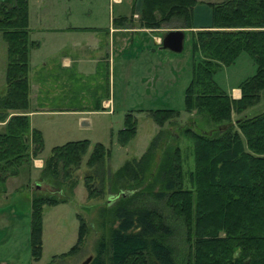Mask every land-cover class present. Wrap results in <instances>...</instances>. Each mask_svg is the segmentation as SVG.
I'll list each match as a JSON object with an SVG mask.
<instances>
[{
  "label": "trees",
  "instance_id": "trees-1",
  "mask_svg": "<svg viewBox=\"0 0 264 264\" xmlns=\"http://www.w3.org/2000/svg\"><path fill=\"white\" fill-rule=\"evenodd\" d=\"M196 2L142 0L139 19L144 27L157 28L173 17L181 21L179 27L190 28ZM27 3L28 0H0V35L5 42L0 120L7 118L0 130V186L7 177L28 168L42 149L39 131L30 128L24 114L28 108V51L35 45L29 38ZM206 4L210 8V26L191 35L190 55L194 62L183 103L187 113L205 116L212 127L196 132L190 119L182 130L191 143L189 186L181 187L179 149L163 146L164 123L177 121L178 112L171 108L149 110L159 130L138 159L124 161L113 172L111 181L108 176L106 179L111 191L118 183L135 182L138 173L148 171L159 150L155 170L163 182L161 190L153 194L163 198L182 221L185 257L176 261L168 241L172 230L160 214L146 206L130 205L120 192L112 196L106 210L102 209L109 214L107 236L100 238L88 264H264V108L258 113L249 112L264 94V0ZM240 52L248 54L255 69L239 83V97L233 99L212 76L221 66L231 64ZM8 111L14 114L8 116ZM232 114H236L234 119ZM135 124L131 112H126L116 133L118 144L125 145L134 136ZM88 145L87 140L67 141L51 147L43 158L37 180L47 188L57 189V193L37 190L31 196L29 246L34 260L40 256L42 206L72 200ZM108 156L106 147L94 143L84 167L95 170ZM93 178L91 173H82L87 198L99 194L93 187ZM76 216V240L60 256L78 250L89 229L83 217Z\"/></svg>",
  "mask_w": 264,
  "mask_h": 264
},
{
  "label": "rangeland",
  "instance_id": "rangeland-1",
  "mask_svg": "<svg viewBox=\"0 0 264 264\" xmlns=\"http://www.w3.org/2000/svg\"><path fill=\"white\" fill-rule=\"evenodd\" d=\"M41 2L42 0H28L29 32L30 28L33 29L32 33L35 32L34 27L40 25V19L45 17V12L48 11V8H44V12L42 11L46 3L42 5ZM75 3L74 6H69L74 10V13L76 12L75 9H78L77 16L67 15L66 19H76L75 23L84 27L104 23L109 17L111 18V14L112 17H115V11L118 10V6L109 3L108 0H80V2L78 0ZM120 10L122 12L119 13L128 14L130 11L129 3H125ZM138 21L141 23L139 14ZM136 24L137 18L134 19V25ZM176 25L180 26L181 21L172 17L155 29L163 31ZM141 26L144 27L142 24ZM194 32L188 31L183 36L182 47L179 52L160 48L158 45H149L156 52H159V57L162 54L160 60L163 64L157 71L158 81L152 83V70L148 72V75L144 74V77H149L148 85L139 83L140 76L143 74L129 75L128 73L132 72L125 71L124 61L118 64L119 61H115V57H113L109 63V96L112 98V107H110L108 100L104 109L106 111L111 109V113L102 110L92 112L86 111L87 109H79L80 111L35 112L30 116V123L41 135L42 149L39 156L42 159L49 154L51 147L67 141L87 140L89 145L82 158V166L77 172V184L72 190V200L51 206H42L40 256L38 259L34 260L30 256L29 201L26 197L18 196L15 193H10L6 199L0 200V264H79L87 256L93 257L100 238L107 236L110 224L109 214L104 210L108 205H111L112 196H119L120 192L124 198L130 200V205L146 206L160 214L172 230L168 241L173 248L176 261L179 262L185 257L187 245L184 239L185 228L182 221L171 212L163 198H156L153 194V192L161 190L163 182L155 170L159 159V150H156L148 171H144L143 174L138 173L135 176V182L128 180V182L118 183L116 188L111 191L107 186V180L112 179L113 172L124 161L138 159L150 139L159 130L157 124L150 118L149 110L171 108L178 112L177 121L175 124L164 123L163 129L166 135L163 139V146L167 144L172 148L176 146L179 149L181 187L187 188L189 186L187 173L192 169L191 143L183 136L182 130L188 127L190 119L194 121L190 125L196 132L205 131L212 127V123L207 121L205 116H197L193 113L194 111L187 113L184 110V89L191 78L194 62L190 55V38ZM33 37L39 41L41 35L36 33L33 34ZM32 41L35 45L29 49L28 53L30 52V62L34 65L39 62L42 57L41 52L45 48L43 49L40 43V48L36 49L38 43L35 40ZM45 46L48 47V40ZM128 53H130V48L126 47L119 54L126 57ZM4 65L5 42L0 35V82L2 84H4ZM110 68L113 70V74L110 73ZM254 69L255 66L248 54L240 52L231 64L221 66L212 78L221 90L229 92L231 87H238L242 80L251 76ZM143 71L145 70L143 69ZM44 79L48 83V75ZM263 108L264 94L261 95L260 102L254 105L249 112L258 113ZM126 112H131L135 118V134L125 145H120L116 141V133L122 127ZM81 117L85 118L88 123L82 124ZM235 117L236 114H232L231 118L234 119ZM97 142L109 150V156L102 163V166L89 171L84 167V162L91 146ZM37 172L34 170V175H37ZM83 172L91 173L94 176L92 184L99 190V194L93 198L86 197L82 182ZM132 175L130 174L128 178L131 179ZM39 191L57 193V189L47 188L44 185ZM77 214H80L88 223L89 229L78 250L60 256L62 253H66L76 240Z\"/></svg>",
  "mask_w": 264,
  "mask_h": 264
},
{
  "label": "crops",
  "instance_id": "crops-1",
  "mask_svg": "<svg viewBox=\"0 0 264 264\" xmlns=\"http://www.w3.org/2000/svg\"><path fill=\"white\" fill-rule=\"evenodd\" d=\"M76 1L42 0L40 4H46L41 10L44 12V8H48V11L45 12V17L40 19V25L34 27V33L30 28L31 40L37 41L33 34L40 33L41 35L35 48H40V43L41 47L45 48L42 51L43 54L41 52L42 57L39 62L34 65L31 64L30 52L28 53V108L24 114L28 117L30 128H34L30 123V116L35 112L87 109L86 111L102 110L111 113V109L107 111L104 109L108 100L112 107V98L109 96V63L113 57L115 61H119L118 64L124 61L125 71L132 72L128 73L129 75L143 74L140 76L139 83L148 85L149 77H144V74L148 75L150 70L153 71L152 83L158 81L157 71L163 64L160 60L162 54L159 57V52L149 45H158L162 48L161 38L168 30L180 29L184 36L188 31L208 28L210 8L206 3L219 0H196L197 2L192 7V26L181 28L176 25L164 29V32L141 26L138 14L142 0H108L109 3L118 6L115 17L111 14V18L109 17L106 22L87 27L75 23L76 19H66L67 15L77 16L78 9H75L74 13L69 6H74ZM127 2L130 7L129 13H119L122 12L123 9H120ZM135 18H137L136 25H134ZM47 40L48 47L45 46ZM126 47L130 48V53L122 57L119 53H122ZM110 73L113 74L111 68ZM47 75L48 83L44 79ZM230 89L229 92H224L233 99L238 98L239 89L237 87ZM3 93L4 84L0 82V95ZM12 114L14 112L8 111V116ZM6 119L0 120V130ZM80 121L88 123L82 117ZM42 162L43 159L38 154L31 159L28 168L20 170L15 176L7 177L0 186V200L6 199L10 193H15L26 197L30 203L31 196L43 185L37 180ZM34 170L38 171L37 175H34Z\"/></svg>",
  "mask_w": 264,
  "mask_h": 264
},
{
  "label": "water",
  "instance_id": "water-1",
  "mask_svg": "<svg viewBox=\"0 0 264 264\" xmlns=\"http://www.w3.org/2000/svg\"><path fill=\"white\" fill-rule=\"evenodd\" d=\"M183 32L180 29L166 31L161 38V47L173 52H179L182 47ZM83 124V123H82ZM38 187V184H36ZM91 257L87 256L79 264H88Z\"/></svg>",
  "mask_w": 264,
  "mask_h": 264
},
{
  "label": "bare ground",
  "instance_id": "bare-ground-1",
  "mask_svg": "<svg viewBox=\"0 0 264 264\" xmlns=\"http://www.w3.org/2000/svg\"><path fill=\"white\" fill-rule=\"evenodd\" d=\"M161 43V42H160Z\"/></svg>",
  "mask_w": 264,
  "mask_h": 264
}]
</instances>
